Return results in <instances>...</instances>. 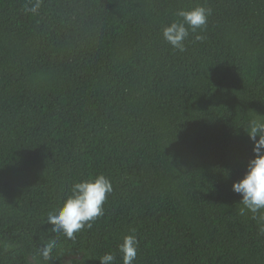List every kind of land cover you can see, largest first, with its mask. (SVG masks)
<instances>
[{
	"label": "trees",
	"instance_id": "trees-1",
	"mask_svg": "<svg viewBox=\"0 0 264 264\" xmlns=\"http://www.w3.org/2000/svg\"><path fill=\"white\" fill-rule=\"evenodd\" d=\"M36 2L0 0V264H123L130 234L133 264H264L232 191L264 119V0ZM198 5L208 23L174 50L161 29ZM98 174L103 216L53 232L48 212Z\"/></svg>",
	"mask_w": 264,
	"mask_h": 264
},
{
	"label": "clouds",
	"instance_id": "clouds-1",
	"mask_svg": "<svg viewBox=\"0 0 264 264\" xmlns=\"http://www.w3.org/2000/svg\"><path fill=\"white\" fill-rule=\"evenodd\" d=\"M39 0L26 11L38 12ZM178 19L166 24L161 29L163 39L179 52L185 50V42L190 31L197 33L208 23L211 9L198 5L190 9H178L175 13ZM196 39L204 37L196 35ZM244 132L252 142L253 156L248 161L246 171L232 183V191L239 196L235 203L242 205L240 214H252V218L261 224L260 231L264 233V119L251 118ZM113 192L111 180L104 174H98L88 179L72 184L70 194L62 204L47 214V223L52 231L62 234L67 239L75 240L76 234L85 227L91 228L92 223L104 214V203ZM138 241L134 235H126L119 244L123 264H133L137 256ZM54 242L45 244L40 255L46 261L52 259ZM100 264H114L115 256L105 253L99 258Z\"/></svg>",
	"mask_w": 264,
	"mask_h": 264
}]
</instances>
